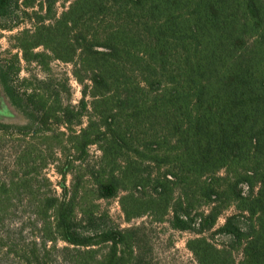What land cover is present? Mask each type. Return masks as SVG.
Wrapping results in <instances>:
<instances>
[{"label": "trees", "instance_id": "obj_1", "mask_svg": "<svg viewBox=\"0 0 264 264\" xmlns=\"http://www.w3.org/2000/svg\"><path fill=\"white\" fill-rule=\"evenodd\" d=\"M55 2L27 13L32 27L15 35L22 57L2 64L10 102L32 123L0 122V264H145L138 228L87 205L86 175L97 200L119 197L128 222L170 217L193 232L198 264H264V0H74L60 16ZM13 4L0 0V12ZM22 60L43 78L20 76ZM53 60L73 65L79 106ZM93 145L97 164L58 196L49 166L65 177ZM212 230L230 239L218 245Z\"/></svg>", "mask_w": 264, "mask_h": 264}, {"label": "rangeland", "instance_id": "obj_2", "mask_svg": "<svg viewBox=\"0 0 264 264\" xmlns=\"http://www.w3.org/2000/svg\"><path fill=\"white\" fill-rule=\"evenodd\" d=\"M24 1L25 0H19V8L15 7V5L13 4L9 12H0V122L9 123L12 125H29L32 123V118L31 116L14 107L10 102L1 82L2 64L4 63V61L12 60L14 58V55L16 54H19V57H22V53L15 45V35L24 28L32 27L29 15L32 14L34 10H41V3L45 0H28V2L32 4L29 7L25 5ZM49 1L53 2V0ZM72 1L74 0H56V2L53 4V10L57 14V16H60L62 12L68 8L70 3H72ZM43 12L45 13V10H43ZM27 13L29 15H27ZM39 50H42V47L38 48L36 51ZM22 67L23 70L20 75L22 77L35 75L43 78V76L45 75V73L42 71V68L36 63L29 64L22 60ZM51 68L52 71L50 72L56 79V81L61 82L65 77L70 78V84L72 88V102L74 105L79 106L80 100L83 97L84 85L79 83L73 75V65L62 62L60 60H53L51 62ZM86 100L90 105L92 98L88 96ZM86 124L87 118H84L83 124L81 126H78L77 130H80L82 127L86 126ZM10 150H13L12 147H9V149L7 148L6 151H4V153L2 154V160L7 161V163L11 159ZM71 152L72 156H76V152L74 149H72ZM100 157L101 151L99 149V146H91L89 148V157L87 158V160L83 163L76 162L73 168L67 170L65 177H63L59 173L56 164L50 165L47 169V174L49 175L53 183V189L55 190V193L58 196H62L65 189L64 184L70 190L74 182V172L78 171V173H81V175L87 174V168L91 167L93 164H97ZM66 160L67 158H64L62 160L63 166L65 165ZM7 163L3 164L4 166L2 170H4V172L6 171ZM5 173H8V171H6ZM222 173H224V171H222ZM85 181L81 184V187L84 191L86 190L85 188L88 187L90 197L88 201L89 203L87 205L92 206V204H96L94 208L97 211V216H108V224L120 226V228H138L136 238L138 245L137 252L142 255L145 264H198L194 254L189 250L187 246L188 241L196 236L193 232L174 229L168 221L170 217H167L166 221L164 222H157L154 221L151 216L147 215L128 222L121 208L119 197L97 200L95 196L90 193L88 185V175H86ZM236 212L237 210L234 205L226 209L220 216L216 228L222 226L225 223L226 218ZM80 218L81 216L79 215V219ZM98 224H100V222H98ZM82 229L83 231L88 233L94 232L89 225L87 227V224L84 223L82 224ZM214 230L208 231L204 234L214 243L222 245L230 239L229 236L224 234H213ZM48 244L50 248L54 246V243H52L51 241L48 242ZM65 245L66 244L63 241H60L58 243V248H62ZM241 257V253H236L237 262L241 259ZM60 258L59 259L61 262L65 257L60 255ZM12 263L17 264V259L15 257H10L9 264Z\"/></svg>", "mask_w": 264, "mask_h": 264}]
</instances>
